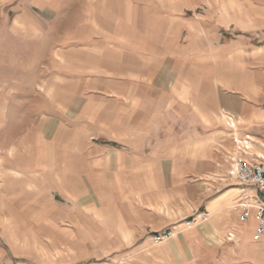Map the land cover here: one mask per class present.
Instances as JSON below:
<instances>
[{"label":"crops","instance_id":"crops-1","mask_svg":"<svg viewBox=\"0 0 264 264\" xmlns=\"http://www.w3.org/2000/svg\"><path fill=\"white\" fill-rule=\"evenodd\" d=\"M82 1L0 0L1 212L55 208L66 180L75 190L95 182L108 190H140L146 183L176 191L186 203L204 199L201 212L208 218L200 235L229 246L214 264H264V237L254 238L255 213L239 221L234 206L242 187L227 177L234 156L250 165L264 163V43L232 49L220 27L190 21L169 5L87 0L89 12L99 17L85 41L64 43L59 26L60 34H44L37 53L31 52L29 37L44 33L60 13H74ZM60 54L75 66L85 62L84 70L75 67L64 78L56 67L49 79L38 74L32 92L42 113L32 131L15 141L8 116L17 91L14 63L24 55L32 61L37 56L39 63L48 55L62 61ZM63 93H69L64 105ZM44 95H54L48 106ZM66 114L73 130H85L79 138L71 135L75 151L68 177L60 133ZM233 137L247 139L250 150L237 151ZM248 193L262 197L254 187Z\"/></svg>","mask_w":264,"mask_h":264},{"label":"rangeland","instance_id":"rangeland-1","mask_svg":"<svg viewBox=\"0 0 264 264\" xmlns=\"http://www.w3.org/2000/svg\"><path fill=\"white\" fill-rule=\"evenodd\" d=\"M140 4L169 5L175 11L181 9L178 15L190 21L198 20L207 26L220 27L224 41L227 46L232 45V49L245 48L246 45L258 47L264 43V0H140ZM65 8L68 9V5ZM90 8V3L83 0L74 13L57 15L44 33L35 32L29 37L31 52L37 53L44 34L52 37L55 32L60 34L59 26H62L64 43L73 39L85 41L88 30H93L94 17H99L89 12ZM5 16L11 15L7 12ZM22 47L17 45L20 51ZM60 56L62 61L48 55L47 62L39 63L35 61L37 56H31L36 57L32 61L24 55L21 57L24 61L14 63L17 91L13 95V110L8 111V116L13 118L15 141L21 132L32 131L42 113L37 109L39 95L32 92L38 74L49 79L56 67L64 78L73 74L75 67L81 72L86 66L85 62H78L75 66L76 63H72L66 54ZM78 57L83 58L85 54L79 51ZM94 64L88 63V66ZM44 96L42 101L46 106L54 101V95ZM59 96L56 95V99L61 97L64 105L69 93ZM68 117V114L66 118L63 116L65 124L60 132L62 169L66 177L72 148L75 151L71 135L79 138L85 134V130H73ZM101 143L97 141L96 144ZM17 144L20 143L15 142V146ZM21 149L25 150V142ZM73 186L66 180L57 205L55 208L47 207V211L32 205L25 211L14 213L5 208L1 212L0 208V264H214L229 248L218 247L213 238L203 239L199 230L202 222L199 220L191 229L185 227L188 221L202 213V198L196 203L190 198L186 203L178 192L152 188L146 183L140 190H108L96 182L92 188L83 185L82 189L78 186L75 190ZM164 233L171 235L163 239L160 235Z\"/></svg>","mask_w":264,"mask_h":264},{"label":"built area","instance_id":"built-area-1","mask_svg":"<svg viewBox=\"0 0 264 264\" xmlns=\"http://www.w3.org/2000/svg\"><path fill=\"white\" fill-rule=\"evenodd\" d=\"M229 127L234 128V124L229 122ZM232 139L237 151L245 154L250 150L249 142L247 139H238L235 137H233ZM227 174L229 179L235 181L242 187L240 202H238L237 205L234 206V209H238L241 212L239 221L241 223L247 222L249 212L253 210L258 222L254 238L255 240H258L261 237H264V163L258 165H250L234 156L230 159V165ZM249 187H254L256 192L262 197L250 196L248 193ZM207 218V213H199L196 218L188 221L185 224V227L187 229H191L196 220L205 222ZM170 235V233H164L163 235H160V237L166 239Z\"/></svg>","mask_w":264,"mask_h":264}]
</instances>
